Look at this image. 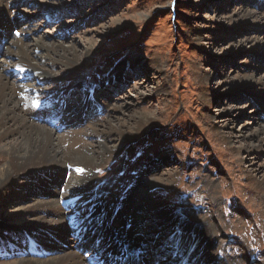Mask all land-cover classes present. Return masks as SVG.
Returning <instances> with one entry per match:
<instances>
[{
	"label": "rangeland",
	"instance_id": "374dc122",
	"mask_svg": "<svg viewBox=\"0 0 264 264\" xmlns=\"http://www.w3.org/2000/svg\"><path fill=\"white\" fill-rule=\"evenodd\" d=\"M7 2L11 12L25 19L18 18L13 26L21 48L61 43L81 61L82 85L77 86L83 88H71L70 104L78 109L84 87L92 85L93 102L86 110L96 115L98 103L119 106L103 105L82 126L107 128L110 122L134 138L125 144L121 135L109 136V145H124L93 170L91 187L100 189L102 199L120 206L134 192L131 205L145 204L153 218L149 204H163L189 219L208 217L217 231L211 251L219 262L264 264V184L256 182L264 178V149L243 148L256 145L264 129L259 89L243 88L249 74L264 81V57L249 52L252 45L264 50V0ZM238 9L242 11L236 15ZM244 15L248 20L240 19ZM49 59H56L55 65ZM49 59L43 56L37 65L56 75L47 85L58 96L69 83L64 79L68 67L56 54ZM0 62L17 64L5 52ZM122 68L126 73L121 80ZM16 78L13 74L9 80ZM74 129L80 140L74 149L87 145L97 150L104 144L100 136ZM94 215L85 225L90 226ZM150 221L145 224H154ZM37 234L11 232L0 224V264L37 258L38 245L28 241ZM173 256V262L179 259Z\"/></svg>",
	"mask_w": 264,
	"mask_h": 264
},
{
	"label": "bare ground",
	"instance_id": "6f19581e",
	"mask_svg": "<svg viewBox=\"0 0 264 264\" xmlns=\"http://www.w3.org/2000/svg\"><path fill=\"white\" fill-rule=\"evenodd\" d=\"M9 5L7 0H0V58L5 52L14 57L17 64L9 66L0 62V219H14L19 223L0 220V224L11 232L27 230L40 235L28 240L35 241L40 255L34 259L22 258L18 264H171L173 253L180 257L173 264H206L205 259L210 264H225L212 255V238L218 236L208 217L189 219L163 204H149L148 210H154L153 218L145 210V204L144 208L131 205L134 192L117 206L116 201L108 204L102 199L100 189L91 187L93 170L123 148L124 144L109 145L113 140L109 136L119 134L125 144L134 138L110 122L107 128H97L93 123L82 127L102 111L103 105L112 109H119V106L98 103L96 115L86 110L85 107L93 102L95 87L92 85L84 87L87 92L78 109L70 104L67 97L74 93L71 88L75 87V91L77 87L83 88L77 86L82 85L81 61L61 43L45 46L38 43L34 50L21 48L22 38L15 35L17 29L13 26L25 19L11 12ZM241 11L238 9L235 14ZM248 18L244 15L240 19ZM254 25L261 24L254 21ZM8 43L17 51H10ZM41 50L45 52L42 54ZM249 52L264 57V50H259L257 45H252ZM53 54L64 58L63 63L68 67L64 79L69 83L58 96L47 85L48 79L57 78L56 75L37 65L43 56L49 59ZM49 63L55 65L56 59H49ZM123 69L118 72L121 80L125 79ZM13 74L19 81L9 80ZM262 78L255 80L252 74L247 75L243 88L259 89L264 112ZM82 88L80 91H85ZM73 128H79L76 131L83 135L100 136L104 144H99L97 150L87 145L84 149H74L79 138ZM243 148L261 152L264 129L256 145ZM67 172L65 183L57 191L60 179H64ZM149 180L158 183L161 179ZM256 182L264 184V178ZM208 185L211 190L212 184ZM9 206L12 207L8 211ZM92 212L96 216L88 221L90 226L85 225L84 221ZM167 218H170L168 222ZM16 244L20 247L19 241Z\"/></svg>",
	"mask_w": 264,
	"mask_h": 264
},
{
	"label": "snow or ice",
	"instance_id": "6c2138e0",
	"mask_svg": "<svg viewBox=\"0 0 264 264\" xmlns=\"http://www.w3.org/2000/svg\"><path fill=\"white\" fill-rule=\"evenodd\" d=\"M78 171H82V170H78Z\"/></svg>",
	"mask_w": 264,
	"mask_h": 264
}]
</instances>
